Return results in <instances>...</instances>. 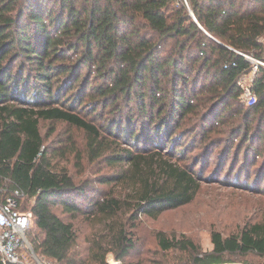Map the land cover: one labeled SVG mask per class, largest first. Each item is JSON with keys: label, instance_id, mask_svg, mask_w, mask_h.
Segmentation results:
<instances>
[{"label": "trees", "instance_id": "obj_1", "mask_svg": "<svg viewBox=\"0 0 264 264\" xmlns=\"http://www.w3.org/2000/svg\"><path fill=\"white\" fill-rule=\"evenodd\" d=\"M187 1L189 6L185 0H0V200L15 189L24 192L20 208L34 214L27 236L40 258L60 264H108L106 255L112 252L125 264L136 246L135 225L127 231L111 221L88 253L76 250L73 223L54 207L78 213L81 199L88 198L87 186L52 162L43 148L41 120L65 121L88 132V151L96 158L107 154L111 163L131 164L138 171L148 166L132 205L137 214H158L191 202L200 182L175 164L163 171L169 183L158 181L154 160L167 151L135 152L112 143L105 130L136 142L141 137H135L132 125L127 129L113 123L123 118L106 119L107 127L96 125L92 121L98 109L115 107L117 113L123 104L136 103L147 121L144 143H170L173 151L183 146L174 137L183 135L181 131L192 127L193 132L201 125L205 136L210 121L226 124L239 115L229 129L224 155L234 148L239 157L244 148L245 157H261L264 66L254 71L247 56L264 60V0ZM167 47L170 54L164 55ZM250 77L257 101L237 107L233 102H241V78ZM87 106L98 115H83ZM261 162L262 173L264 157ZM122 202L109 196L93 204L110 220ZM211 238L212 251L202 253L184 235L169 240L159 233L164 250L188 248L194 264L235 262L226 255L264 256V223L248 221L227 235L215 230ZM0 264H5L1 254Z\"/></svg>", "mask_w": 264, "mask_h": 264}, {"label": "rangeland", "instance_id": "obj_2", "mask_svg": "<svg viewBox=\"0 0 264 264\" xmlns=\"http://www.w3.org/2000/svg\"><path fill=\"white\" fill-rule=\"evenodd\" d=\"M262 41L264 43V37ZM169 47L171 48V45ZM169 47L165 49L164 55L170 54ZM199 86L200 91L203 83L200 82ZM243 102L241 99V102L237 100L233 104L238 107L246 104ZM114 108L98 109V115L91 113L87 106L83 115L88 118L98 115L92 122L105 127L110 122L109 119L123 118V121L113 123H121V127L127 129L132 125L131 130L135 132V137L139 136L141 140H127L124 135L118 137L117 134L105 130L104 136L107 139L112 143L120 142L121 148L127 147L135 152L148 148L149 151L155 148L167 151L154 160V176L158 181L163 182L166 179L169 183L163 171H168L167 164H175L187 168L200 182V186L194 199L187 204L166 209L158 214H137L132 205L139 198L137 191L143 186L141 177L147 175L148 166L144 164L142 170L138 171L131 164L111 163L107 154L96 158L88 151V132L65 121L41 120L43 148L48 150L52 162L59 168H65L74 182L85 183L87 186L88 198L81 199V209L78 213H65L60 206L54 207V211L64 220L73 223L78 234L76 250L82 254L88 253L96 237L104 232L112 221L118 226H126L127 231L135 225L132 230L136 237V246L127 256L125 264H194V254L188 248L164 250L159 243V233H163L169 240L182 238L184 235L196 243L203 253L212 251L214 245L211 235L215 230L227 235L237 232L248 221L264 223V172L261 173L264 151L256 161L252 155L244 156V148L241 149L239 157L235 155L237 153L234 148L229 156L224 155L226 141L231 137L229 129L232 122H239V115L228 119L226 124L214 125V121H210L205 127V130L209 129L205 136L201 125L193 132L192 127L187 131L179 130L183 135L177 134L174 137L180 138L183 146L173 151L174 145L170 143L160 146L154 144L150 147L144 143V126L147 121L145 114L139 113L136 103L126 106L123 104V109L117 113ZM129 114L133 115V121L126 118ZM114 131L117 133V129ZM124 133L126 134L125 131ZM233 141L236 142L235 139ZM103 178L110 180L101 181ZM109 196H118L123 200V207L110 220L93 204ZM114 259L112 252L106 255L108 264ZM225 259L242 264H264V256L258 254L226 255ZM87 264L96 263L87 260Z\"/></svg>", "mask_w": 264, "mask_h": 264}, {"label": "built area", "instance_id": "obj_3", "mask_svg": "<svg viewBox=\"0 0 264 264\" xmlns=\"http://www.w3.org/2000/svg\"><path fill=\"white\" fill-rule=\"evenodd\" d=\"M187 6L189 3L185 0ZM254 64V71L259 66H264V60L257 59L253 56H247ZM250 78H241L243 92L241 99L248 105H252L257 101V95L251 88ZM24 196L21 189H15L13 194L0 200V254L5 264H60L56 261H48L40 258L33 249V246L27 236L33 220V212L31 210H23L20 208L19 202ZM110 264H120L116 259ZM215 264H242L238 262H222Z\"/></svg>", "mask_w": 264, "mask_h": 264}, {"label": "water", "instance_id": "obj_4", "mask_svg": "<svg viewBox=\"0 0 264 264\" xmlns=\"http://www.w3.org/2000/svg\"><path fill=\"white\" fill-rule=\"evenodd\" d=\"M192 14H193V12H192ZM194 15V14H193Z\"/></svg>", "mask_w": 264, "mask_h": 264}]
</instances>
